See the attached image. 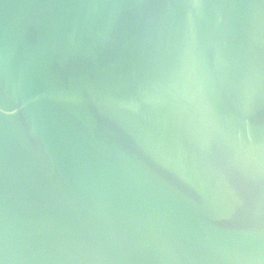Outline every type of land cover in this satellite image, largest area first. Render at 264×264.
<instances>
[{"label": "water", "instance_id": "1", "mask_svg": "<svg viewBox=\"0 0 264 264\" xmlns=\"http://www.w3.org/2000/svg\"><path fill=\"white\" fill-rule=\"evenodd\" d=\"M0 264H264V0H0Z\"/></svg>", "mask_w": 264, "mask_h": 264}]
</instances>
